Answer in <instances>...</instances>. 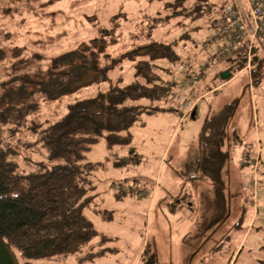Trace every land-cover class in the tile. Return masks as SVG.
Segmentation results:
<instances>
[{
    "label": "rangeland",
    "instance_id": "obj_1",
    "mask_svg": "<svg viewBox=\"0 0 264 264\" xmlns=\"http://www.w3.org/2000/svg\"><path fill=\"white\" fill-rule=\"evenodd\" d=\"M212 1L214 10L206 16L195 20L173 17L168 26L157 25V20L172 16V10L149 0H60L47 12L36 10L2 19L0 48L17 47L15 60L40 53L43 58L36 67L47 65L60 52L85 48L94 38L105 36L101 30L113 27L118 39L108 46L115 58L152 42L170 43L178 54L176 60L158 62L157 66L164 68L162 77L176 84L179 95L161 106L177 110L181 106L185 109L188 102L193 105L184 116L178 111L144 114L131 130L134 139L130 147L109 148L103 139L87 154V162L104 164L92 176L95 199L87 210L99 237L77 256L37 260L36 264H80V255L103 250L106 256L84 264H141L142 248L148 243L157 248L159 264H264V40L256 44L263 63L260 86L251 85L248 68L223 80L222 74L233 63L221 58L209 61L216 46L206 49L205 45L212 42V22L228 0ZM116 16L113 25L111 19ZM2 30L9 34L4 36ZM243 54L239 51L234 58ZM209 63L205 77L198 81L191 78V72H201L200 65ZM135 64L125 63L111 71L106 83L67 96L51 108L44 107L41 116L55 122L74 102L107 93L120 80L129 84L136 80ZM233 102L237 109L228 125L225 145L215 154L217 184L211 180L198 187L188 184L177 203L184 184L179 171L201 157L203 120ZM133 147L139 162L130 154ZM28 158L18 160L27 171L33 163H50L44 149ZM123 158L133 161L115 167ZM120 193L121 199L117 197ZM105 210L112 220H105ZM1 245L0 240V264H6ZM6 252L12 264L24 263L16 250Z\"/></svg>",
    "mask_w": 264,
    "mask_h": 264
},
{
    "label": "trees",
    "instance_id": "obj_2",
    "mask_svg": "<svg viewBox=\"0 0 264 264\" xmlns=\"http://www.w3.org/2000/svg\"><path fill=\"white\" fill-rule=\"evenodd\" d=\"M58 1L0 0V22L24 12H47ZM149 1L163 3L166 9L172 10V16L157 20V25L164 26H168L173 17L195 20L214 10L212 0ZM116 19L117 16L111 19L113 25ZM215 21L212 22L213 30ZM114 32V27L105 29V32L101 30L105 36L94 38L83 49L60 52L52 56L45 66L39 64L36 67L43 58L40 53L15 60L17 47L10 50L0 48V240L6 264H12L6 249L16 250L23 258V264H36L37 260H67L82 253L84 248H91L99 237L98 229L87 216V210L95 199L91 194L96 190L92 176L104 164L87 162V154L103 139H106L109 148L130 147L134 139L131 130L144 114L154 116L178 111L184 116L193 106L190 103L188 108L181 106L177 110L161 106L169 99L176 100L179 95L175 92L176 84L162 77L160 71L164 68L157 66L158 62L176 60L178 54L173 45L164 41L152 42L140 50L115 58L109 53L108 46L117 42L118 34ZM216 33L218 35L217 30L215 36ZM2 34L5 36L9 32L2 30ZM213 40L205 45L206 49L216 46L215 55L209 61L221 58L232 62L228 70L232 77L235 72L247 67L248 44H242L239 51L244 54L234 58L239 51L231 56L218 55L220 44ZM256 44L253 62L257 66L249 73L254 88L260 86L263 80V63L257 56ZM129 62H136V80L129 84L120 80L107 93L99 92L95 97L74 102L68 106L66 114L55 122L50 123L41 116L44 107L51 108L67 96L106 83L112 70ZM210 64L200 65L201 72H191V78L198 81L207 73ZM31 66H35L33 70H23ZM145 101L148 104H144ZM236 109V102L229 103L220 112L203 120L199 138L201 157L190 161L179 171L184 184L175 200L177 203H180L188 184L198 187L208 180L217 184L219 166L215 154L225 145L227 128ZM42 149L48 152L50 163H33L30 171L18 163L19 158L29 159V155L40 153ZM130 154L138 160L134 147L130 149ZM129 161L133 158H123L114 165L119 168ZM117 197L121 199V193ZM104 216L105 220L113 219L106 210ZM142 249L141 264H159L157 248L148 243ZM106 253L103 250L80 255L78 263H92Z\"/></svg>",
    "mask_w": 264,
    "mask_h": 264
},
{
    "label": "built area",
    "instance_id": "obj_3",
    "mask_svg": "<svg viewBox=\"0 0 264 264\" xmlns=\"http://www.w3.org/2000/svg\"><path fill=\"white\" fill-rule=\"evenodd\" d=\"M218 35L214 43H218V55L231 56L239 51L242 44L247 45L248 68L256 66L253 48L258 41L264 40V0H228L213 23ZM188 102L185 109L188 108Z\"/></svg>",
    "mask_w": 264,
    "mask_h": 264
},
{
    "label": "water",
    "instance_id": "obj_4",
    "mask_svg": "<svg viewBox=\"0 0 264 264\" xmlns=\"http://www.w3.org/2000/svg\"><path fill=\"white\" fill-rule=\"evenodd\" d=\"M222 75L223 80H230L232 78V75L228 71L223 73Z\"/></svg>",
    "mask_w": 264,
    "mask_h": 264
}]
</instances>
